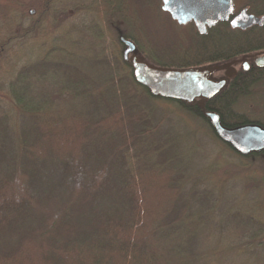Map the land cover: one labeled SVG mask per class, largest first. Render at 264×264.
Instances as JSON below:
<instances>
[{"label": "trees", "instance_id": "1", "mask_svg": "<svg viewBox=\"0 0 264 264\" xmlns=\"http://www.w3.org/2000/svg\"><path fill=\"white\" fill-rule=\"evenodd\" d=\"M55 1L0 0V264H264V150L238 153L203 114L264 127L234 108L264 86V68L238 66L210 99L154 96L98 25L83 21L89 54L49 39L43 21ZM100 1L118 16L126 0ZM233 3L264 16V0ZM37 34L39 54L18 60ZM134 40L137 59L177 66L166 59L174 51ZM190 45V65H230L264 51V21L219 22ZM200 132L221 143L203 168L191 164Z\"/></svg>", "mask_w": 264, "mask_h": 264}, {"label": "rangeland", "instance_id": "2", "mask_svg": "<svg viewBox=\"0 0 264 264\" xmlns=\"http://www.w3.org/2000/svg\"><path fill=\"white\" fill-rule=\"evenodd\" d=\"M161 5L162 2L160 1L158 4L159 8ZM113 9V7L110 9L108 5L102 3L100 0H56L50 13L43 21V27H47L50 30V33L47 35L49 39L52 36L62 35L63 42L69 48L84 51V46L89 45V40L87 39L89 38V34L83 30V21L95 26L98 25L103 31V43L107 45L109 50L120 52L121 56L125 45L121 41H118L119 35L131 42L139 38L140 43L153 42L157 46H161V42L167 39H180L181 41H185L189 38V34L185 31H177L169 27L166 28V26L171 25L172 21L169 22L166 18H163L165 15L162 14V11H156L155 7L149 4V0H126L123 4L122 11L115 10L120 12L118 16L116 12H111ZM61 18L62 20H60ZM29 24L30 18L24 19V26L27 27ZM164 25L165 27H163ZM32 36L29 37L25 44H21L18 47V60L36 56L41 51L42 48L38 47L42 41L41 35L37 34L35 37L34 35ZM75 40L82 43L83 47L79 48V44L74 43ZM104 44L101 45L104 46ZM178 50L180 51L181 48ZM84 52L87 54L90 53L88 51ZM249 55H252L253 59L256 54L251 53ZM166 59L177 63H184L183 61H185L183 53L180 52L170 55V57L166 55ZM222 74L223 71L214 73L215 76H222ZM258 83L259 86L257 85ZM262 84L263 81L254 83L236 101L234 108L237 112L264 121V86ZM173 122L177 123L178 121L174 118ZM198 136L201 137L198 141L200 143L192 151L191 164L203 168L204 164L208 163L212 155L213 158L215 157V150L221 143L212 138L202 136L201 132ZM258 164L259 162L252 166L258 168ZM241 188L240 185L239 189ZM212 258L217 259L216 257ZM220 261L221 264H230V259L227 257L220 259Z\"/></svg>", "mask_w": 264, "mask_h": 264}, {"label": "water", "instance_id": "3", "mask_svg": "<svg viewBox=\"0 0 264 264\" xmlns=\"http://www.w3.org/2000/svg\"><path fill=\"white\" fill-rule=\"evenodd\" d=\"M161 9L168 12L171 18L178 23L191 19L199 31L204 24H213L218 20H227L233 14L232 0H162ZM207 11H212L211 16H206ZM264 16L257 17L240 10L230 20L232 28L245 29L251 25H260ZM125 48L122 52L124 60H129L135 81L146 87L154 96L161 98L182 100L191 103L194 99H208L225 84V80L215 81L209 78L208 69H170L154 67L144 61L137 60L135 56H128L135 48L134 44L120 37ZM264 60V56L255 59L257 62ZM218 138L229 144L241 154L264 150V128L257 124H244L233 128L221 125L218 115L205 111Z\"/></svg>", "mask_w": 264, "mask_h": 264}, {"label": "flooded vegetation", "instance_id": "4", "mask_svg": "<svg viewBox=\"0 0 264 264\" xmlns=\"http://www.w3.org/2000/svg\"><path fill=\"white\" fill-rule=\"evenodd\" d=\"M160 1L162 2V0H160ZM160 10L162 11V13H165L166 16H169L171 21H172L171 25L170 26H166V28L169 27V28H173V29H175L177 31H185V32H187L189 34V38H187L185 41H181L180 39L179 40L167 39V40L161 42V44H162L161 48L164 49V51H165L164 53L165 54L173 53V51L175 52V54L179 53V52L183 53V55L185 57V61H183V62L184 63H188V65H189V66H185V65H181V63L174 62V63L177 64V66L176 67H172V68L169 67L170 69H208L210 71L209 78H211L212 80H215V81L225 80V84L223 86V88H224L227 85V83L230 80V78H233L236 75V72H237L236 70H237L238 65H239V68L241 69V71H243V72H248L249 70L254 69L253 67H255L256 69L257 68L258 69H263L264 68V60H259L257 62V64H259V66H257L256 63H255V59L256 58L264 56V51L255 53L256 55H254L253 59H252V55H249V54L237 57L230 65H228V64L227 65L226 64L218 65V64H215L216 61H209V62L197 64V65H190L191 64L190 58L193 55L192 56H188L187 55V52L191 53V51H192L191 49H188L187 47L190 48L191 40L195 39L196 34L205 35L207 33L208 29H214L219 22L225 21V22H227L230 25V20L238 12L235 9L233 11V14L227 20H218L217 22H215L213 24H209V25L208 24H204V27H203L202 31L198 30V28L196 27V25L193 22V20L189 19V20L185 21L184 23H178L177 21H175V20H173L171 18L170 14L168 12H165L162 9H160ZM211 15H212V11H207L206 12V16H211ZM166 16H164L163 18L167 19ZM254 25H256V24H254ZM163 27H165V25ZM234 29L241 30V28H234ZM147 35L149 36V34H147ZM119 39H120V37L118 38V40ZM132 43L134 44L135 48L130 54H131V56L133 55V56L136 57L135 53H137V48H136L135 43L134 42H132ZM179 46H181V47H179ZM180 48H181V50L179 51L178 49H180ZM137 60H139V59H137ZM169 62H170V60H169ZM192 63H194V62H192ZM217 71H223L222 76H217V75L215 76L214 73H216ZM221 90H219L218 92H220ZM217 93H215L214 95H216ZM214 95H212V96H214ZM210 98H208V99H210ZM248 124H255V123H248Z\"/></svg>", "mask_w": 264, "mask_h": 264}]
</instances>
